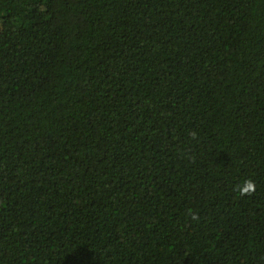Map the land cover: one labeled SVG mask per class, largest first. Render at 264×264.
I'll return each instance as SVG.
<instances>
[{
	"label": "trees",
	"instance_id": "trees-1",
	"mask_svg": "<svg viewBox=\"0 0 264 264\" xmlns=\"http://www.w3.org/2000/svg\"><path fill=\"white\" fill-rule=\"evenodd\" d=\"M0 264H264V0H0Z\"/></svg>",
	"mask_w": 264,
	"mask_h": 264
},
{
	"label": "clouds",
	"instance_id": "clouds-1",
	"mask_svg": "<svg viewBox=\"0 0 264 264\" xmlns=\"http://www.w3.org/2000/svg\"><path fill=\"white\" fill-rule=\"evenodd\" d=\"M236 187L238 193L241 196H250L256 191V184L251 178L244 180L241 184H238ZM195 218V215H193V219Z\"/></svg>",
	"mask_w": 264,
	"mask_h": 264
}]
</instances>
